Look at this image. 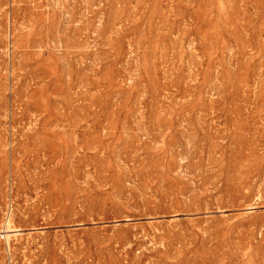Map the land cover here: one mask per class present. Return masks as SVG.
Masks as SVG:
<instances>
[{
	"label": "rangeland",
	"instance_id": "obj_1",
	"mask_svg": "<svg viewBox=\"0 0 264 264\" xmlns=\"http://www.w3.org/2000/svg\"><path fill=\"white\" fill-rule=\"evenodd\" d=\"M0 264H264V0H0Z\"/></svg>",
	"mask_w": 264,
	"mask_h": 264
},
{
	"label": "bare ground",
	"instance_id": "obj_2",
	"mask_svg": "<svg viewBox=\"0 0 264 264\" xmlns=\"http://www.w3.org/2000/svg\"><path fill=\"white\" fill-rule=\"evenodd\" d=\"M14 230V229H13ZM8 231H9V229H8ZM14 232V231H13Z\"/></svg>",
	"mask_w": 264,
	"mask_h": 264
}]
</instances>
